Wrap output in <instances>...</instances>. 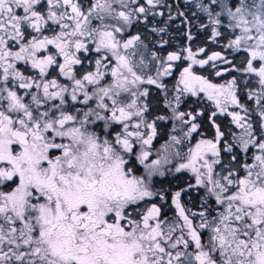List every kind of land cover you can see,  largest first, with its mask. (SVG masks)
<instances>
[{
	"label": "snow or ice",
	"instance_id": "snow-or-ice-1",
	"mask_svg": "<svg viewBox=\"0 0 264 264\" xmlns=\"http://www.w3.org/2000/svg\"><path fill=\"white\" fill-rule=\"evenodd\" d=\"M0 264H264V0H0Z\"/></svg>",
	"mask_w": 264,
	"mask_h": 264
}]
</instances>
